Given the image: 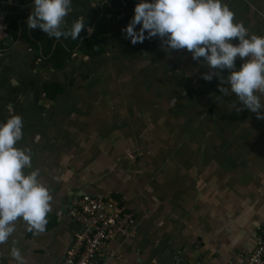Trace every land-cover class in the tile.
<instances>
[{
    "label": "crops",
    "instance_id": "0c3cea01",
    "mask_svg": "<svg viewBox=\"0 0 264 264\" xmlns=\"http://www.w3.org/2000/svg\"><path fill=\"white\" fill-rule=\"evenodd\" d=\"M139 2L72 0L65 30L84 16L92 31L81 32L79 47L66 39L71 48L28 29L32 0H0L9 24L0 39V123L22 117L15 146L30 150L32 165L24 171L38 170L52 197L45 232L16 222L4 264H17L13 246L24 264H62L84 230L71 210L85 196L135 215L134 235L111 240L92 264H249L264 226V119L239 101L235 110L216 76L204 80L203 58L166 52L157 37L126 39ZM221 3L249 35L264 36V0ZM102 26L105 45L82 51ZM62 50L70 57L56 70Z\"/></svg>",
    "mask_w": 264,
    "mask_h": 264
},
{
    "label": "clouds",
    "instance_id": "9594fccd",
    "mask_svg": "<svg viewBox=\"0 0 264 264\" xmlns=\"http://www.w3.org/2000/svg\"><path fill=\"white\" fill-rule=\"evenodd\" d=\"M71 11L72 0H32L28 29L39 28L57 39L78 40L82 31L90 34L84 16L65 30ZM122 31L133 45L157 37L166 52L186 49L193 60L203 58L211 71L202 78L211 81L216 76L220 81L218 91L224 96L235 95V110H242L237 108L239 101L257 119H264L260 100L264 95V36L249 35L242 23H234V13L221 0H140ZM234 39L238 43L233 44ZM237 58L243 61L238 70ZM223 70L228 71L226 78L220 75ZM22 129L19 115L0 123V245L15 232L19 220L33 235L45 232L51 210L52 197L39 182L38 170L24 171L32 167L30 150L15 146L23 138ZM10 255L17 264H24L19 248L13 246Z\"/></svg>",
    "mask_w": 264,
    "mask_h": 264
},
{
    "label": "built area",
    "instance_id": "2783aa9c",
    "mask_svg": "<svg viewBox=\"0 0 264 264\" xmlns=\"http://www.w3.org/2000/svg\"><path fill=\"white\" fill-rule=\"evenodd\" d=\"M9 35L8 18L0 14V39ZM72 217L84 230L78 232L62 264H92L102 256L111 240L132 237L135 215L116 202L85 196L74 200ZM0 264L4 254L0 245ZM249 264H264V226L258 235L256 248L249 255Z\"/></svg>",
    "mask_w": 264,
    "mask_h": 264
},
{
    "label": "trees",
    "instance_id": "16d2710c",
    "mask_svg": "<svg viewBox=\"0 0 264 264\" xmlns=\"http://www.w3.org/2000/svg\"><path fill=\"white\" fill-rule=\"evenodd\" d=\"M104 31H105V27L102 26L100 28V31L96 32L95 36L92 39H89V40L85 41L83 44H81L82 51H85V49H87L89 47H92L94 49H98V48L104 46L105 45L104 43L106 42L105 37H104V34H103ZM84 36H85V34L80 33L78 40H73L75 47H79L80 46V41L82 40V38ZM62 38L65 39L64 37H62ZM68 39L72 40L70 37L67 38V40ZM67 40L65 41V43L68 45V47L73 48L72 46H69V44L67 43ZM66 57H70V55L65 50H62L61 53L57 52L54 55L53 61L55 62V65H56V61H59L60 60V64L59 65H56L57 66L56 70H58L61 67L60 65L63 64V62L66 60Z\"/></svg>",
    "mask_w": 264,
    "mask_h": 264
},
{
    "label": "rangeland",
    "instance_id": "374dc122",
    "mask_svg": "<svg viewBox=\"0 0 264 264\" xmlns=\"http://www.w3.org/2000/svg\"><path fill=\"white\" fill-rule=\"evenodd\" d=\"M203 110V109H202ZM199 114L197 113L196 116H198Z\"/></svg>",
    "mask_w": 264,
    "mask_h": 264
},
{
    "label": "water",
    "instance_id": "95a60500",
    "mask_svg": "<svg viewBox=\"0 0 264 264\" xmlns=\"http://www.w3.org/2000/svg\"><path fill=\"white\" fill-rule=\"evenodd\" d=\"M84 196V195H83Z\"/></svg>",
    "mask_w": 264,
    "mask_h": 264
}]
</instances>
